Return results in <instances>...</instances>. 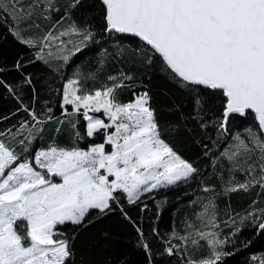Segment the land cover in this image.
I'll use <instances>...</instances> for the list:
<instances>
[{"label": "snow or ice", "instance_id": "snow-or-ice-1", "mask_svg": "<svg viewBox=\"0 0 264 264\" xmlns=\"http://www.w3.org/2000/svg\"><path fill=\"white\" fill-rule=\"evenodd\" d=\"M52 3L53 0H34L25 11L22 0H0V11L13 21L23 22L31 19L41 5L47 12ZM102 4L105 30L143 41L151 50V55L144 57L148 65H152L153 57H158L162 70L182 88L204 86L220 92L221 129L226 131L230 115L244 116L249 110L254 113L259 133L246 129L247 137L237 134L233 149L222 153L232 166L231 172L245 177L240 181L231 175L224 192L247 191L256 185L264 189V0H102ZM35 26L39 28V24ZM69 33L80 36L81 41L74 45V51L68 50L60 57L65 64L93 38V33L72 24L59 35L49 31L41 38L49 42V47L51 41L63 45L60 38ZM14 35L20 37L17 31ZM21 42L35 46L32 40L21 38ZM52 55L49 51L48 56ZM37 59L48 63L40 53ZM16 67H20L19 63ZM89 78L95 79V75L90 74ZM108 79L114 81L111 86L104 84L94 91H86L79 79H68L63 85L61 105L66 115L83 116L87 137L103 130V143H93L87 149L49 144L33 151L31 145L42 136L46 121L22 101L21 107L30 119L22 121L16 132H0V137L10 135L23 153L29 154L22 159L23 153L0 139V264H71L70 238L57 230L58 225H83L86 218L91 223V211L98 213L97 219L106 216L114 204L120 205L122 196L132 204L142 193L186 181L197 172L164 138L147 92L134 94V100L129 102L117 98L116 89L125 87L124 81L133 77L121 73L118 82L114 76ZM26 83L31 84V79H26ZM67 105L73 106L71 114L64 108ZM90 111H102L110 123L90 116ZM72 128L75 130V125ZM74 135L83 138L79 131ZM106 145L111 146L110 151H106ZM52 177H59L60 182H54ZM215 207L210 200L199 214L203 218L208 209L213 210L207 225L212 229L219 227ZM120 210L123 213L122 207ZM257 211L248 216L258 221L256 227L264 231V209ZM137 232L143 248L149 251L143 233L139 228ZM172 236L185 245L189 239L193 246L199 240L207 243L210 256L199 261L189 259L187 264H217L232 254L222 250L227 241L220 240L214 231L195 230L199 239L192 238V234ZM166 243L168 255L180 247L171 240Z\"/></svg>", "mask_w": 264, "mask_h": 264}, {"label": "trees", "instance_id": "trees-1", "mask_svg": "<svg viewBox=\"0 0 264 264\" xmlns=\"http://www.w3.org/2000/svg\"><path fill=\"white\" fill-rule=\"evenodd\" d=\"M33 2L22 0L21 6L27 11ZM14 14L19 17L18 12ZM72 24L91 31L93 38L81 45V51L71 55L65 64L60 57L68 54V50L74 51V45L80 44L81 37L71 33L61 37L71 41L68 50L62 52L46 46L49 42L41 38L49 31L54 36L59 35ZM105 24L102 0H79V3L53 0L47 12L41 5L31 19L23 22L13 21L7 13L0 11V132L7 129L16 132L22 121L30 119L21 107L22 101L46 121L42 136L31 145L33 151L49 144L87 149L93 143H103V130L89 138L85 134L87 122L83 116L71 114L73 108L70 106L66 110L71 115L65 114L61 107L63 85L68 79H79L86 91H94L104 84L111 86L114 81L109 80V76L117 77L115 82H118L124 73L133 79L125 80L126 86L116 89L117 98L129 102L134 100V94L147 92L164 138L179 155L193 164L197 172L186 181L147 192L132 204L122 196L120 205L114 204L113 211L106 216L97 219L98 213L91 211V223L86 218L83 225H58L57 230L70 238L71 264H150L149 256L151 264H187L191 258H208L210 249L204 240H199V247L193 246L191 239L185 245L172 234L189 235L202 226L199 214L205 211L204 206L210 200L216 206L215 222L221 237L231 239L223 251L232 254L224 256L217 264H260L264 260V231L256 227L258 221L248 213L264 209V189L256 185L247 191L225 194V182L231 175L240 181L245 177L239 172L232 173L230 162L222 155L233 149L237 134L246 138L249 128L259 133L254 113L233 114L225 125L226 131L221 129L223 97L218 90L204 86L182 88L162 70L158 57H153L152 65L144 61L145 56L151 55V50L143 41L108 32ZM14 31L20 33L19 38ZM21 38L32 40L35 46L22 43ZM42 47L43 52L50 50L58 53L59 58H55V53L52 56L46 53L41 55L48 63L37 59ZM18 63L19 68L16 67ZM90 74H94L95 79L89 78ZM28 78L31 84L26 83ZM7 86L13 91L9 92ZM75 131L83 138H75ZM0 139L23 153L10 135ZM28 156L23 153L22 159ZM206 187L212 190L206 192ZM121 207L128 218L121 212ZM212 211L208 209L207 216H211ZM137 228L143 233V242L148 244L149 251L143 248ZM169 240L180 246L172 255L165 252Z\"/></svg>", "mask_w": 264, "mask_h": 264}, {"label": "rangeland", "instance_id": "rangeland-1", "mask_svg": "<svg viewBox=\"0 0 264 264\" xmlns=\"http://www.w3.org/2000/svg\"><path fill=\"white\" fill-rule=\"evenodd\" d=\"M60 40H63L64 41V45L63 46H61L60 45V42L59 41H52V43H51V48L54 50V51H58V52H62V51H65V50H68V48H67V45L69 44V40H67L66 38H60ZM60 49H62V50H60ZM49 51L50 50H48V52H40V54H46L47 56H48V53H49ZM52 52V51H51ZM52 53H55V52H52ZM55 58L57 59V58H59V55H58V53H55ZM67 106H70V107H72L73 108V106H71V105H67ZM67 106H64L65 108L67 107ZM83 111V109H81V112ZM77 114H79V113H77ZM90 116H95V117H98V118H100V119H102V120H104V122L105 123H110V121L108 120V118H107V116H105L104 114H103V112L101 111V112H89L88 113ZM99 114H102L101 116L99 115ZM114 129H108V131H113ZM111 150V146L110 145H106V151H110ZM52 179H53V181L54 182H60V178L59 177H52ZM178 183V182H177ZM167 187H169V186H167ZM162 188H165V187H162ZM153 190H155V189H153ZM147 193V192H146ZM143 194H145V193H142L141 195H140V197L143 195ZM208 217L209 216H205V217H201L202 218V220H203V225L202 226H200L199 228H196V229H194L192 232V236H194V237H196L195 236V230H200V231H205V232H209V231H214V232H216V233H218V238L220 239V240H226L227 242L224 244V245H222L221 246V248H222V250H224V248H225V246H227L229 243H230V240L231 239H229V238H224L223 236L221 237V232L217 229V228H215V229H212V228H209V227H207V225H208V223H209V220H208ZM55 238V237H54ZM199 243H200V241H199ZM196 246H198L199 247V244L198 245H196ZM208 246V245H207ZM191 260H193L192 258H191ZM199 260H201V258H199ZM199 260H196V261H199Z\"/></svg>", "mask_w": 264, "mask_h": 264}, {"label": "water", "instance_id": "water-1", "mask_svg": "<svg viewBox=\"0 0 264 264\" xmlns=\"http://www.w3.org/2000/svg\"><path fill=\"white\" fill-rule=\"evenodd\" d=\"M122 35H126V36H131V35H129V34H122ZM131 37H133V36H131ZM137 38V37H136ZM249 111H251V110H249ZM231 116V115H230Z\"/></svg>", "mask_w": 264, "mask_h": 264}]
</instances>
